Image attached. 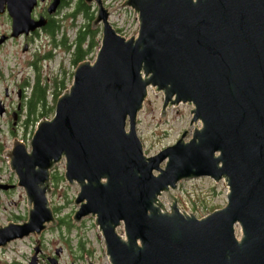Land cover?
<instances>
[{"label":"water","instance_id":"1","mask_svg":"<svg viewBox=\"0 0 264 264\" xmlns=\"http://www.w3.org/2000/svg\"><path fill=\"white\" fill-rule=\"evenodd\" d=\"M84 2L97 6L99 49L29 145L14 140L2 152L18 182L0 188H22L30 209L26 222L0 227V248L56 224L47 195L63 160L64 179L79 186L73 222L95 219L109 264H264V0H126L139 16L129 39L109 25L101 0ZM35 5L7 0L11 37L44 27L31 17ZM148 89L162 93L161 117L188 104L190 125L200 124L153 156L136 132ZM202 177L223 181L226 205L198 219L178 210L170 190Z\"/></svg>","mask_w":264,"mask_h":264},{"label":"rangeland","instance_id":"2","mask_svg":"<svg viewBox=\"0 0 264 264\" xmlns=\"http://www.w3.org/2000/svg\"><path fill=\"white\" fill-rule=\"evenodd\" d=\"M113 1L116 4L120 2V0ZM125 9L131 15L129 8ZM120 13L124 18L127 15L125 11ZM61 26L63 27V32L71 38L70 21H66L63 18ZM50 40L51 38L48 36L36 39L31 43V48L34 50L40 49L41 53L47 52L53 49ZM54 54L55 57L51 61L43 62V73L49 77L58 74V66L61 63L63 55L61 50H57ZM27 56V54L22 53L21 40L13 43V45H7L6 48L0 51V69L7 67L10 73L14 72L13 76H16L19 68L21 69L22 61ZM94 56L90 61L93 60ZM67 65L68 61H65L64 66L67 67ZM14 80H16V77H14ZM147 100L149 103H144L136 124L137 135L143 144L144 152L147 156L155 155L162 149L173 145L183 131L190 133L194 126L200 127L199 123L190 126L189 122L192 117L189 112L192 109L190 105L180 104L167 108L164 112L165 115L161 117L162 96L157 94L155 90H149ZM7 125V120L4 117L0 118L2 134L6 130ZM15 133L19 137H22L20 130L15 129ZM64 171L65 163L63 160L51 169V193L48 194L47 201L57 220L64 219L69 221L71 226L70 231L68 232L65 226L58 222L48 227L38 239L28 237L14 242L3 251V254L0 253V264H5L4 262L12 259L25 261L32 256L36 246L34 242L37 240L40 241L43 251L48 255L54 253L57 248L63 249L62 255L57 258L58 264H88L89 261L97 264H109L104 252L103 239L95 226V219L89 216L84 218L78 225L73 222V214L77 209L74 200L79 192V186L77 183H73L70 186L64 179ZM4 174L6 179L18 182L14 175L8 177V158L0 152V175ZM53 176L59 177V179L55 181ZM0 185L11 186L3 181L0 182ZM6 190L0 188V191ZM226 192L227 190L223 182L215 183L207 177L183 180L178 183L176 191L170 190V193L175 197L178 210L191 213L197 218H202L213 210L223 208L226 205ZM24 194L23 189L16 186L9 197L0 195L1 221L7 218H14L13 215L25 219L24 212L27 208L28 214L30 208L27 206V199L25 200L26 195ZM172 200L170 198V201ZM170 201L166 198L165 192L160 195V202L167 210H170V206L168 205L171 204ZM16 221H19V218ZM235 233L237 237L240 235V231L238 230ZM78 239L85 242V248L90 252L80 261L73 258L75 255L73 251L76 250Z\"/></svg>","mask_w":264,"mask_h":264},{"label":"flooded vegetation","instance_id":"3","mask_svg":"<svg viewBox=\"0 0 264 264\" xmlns=\"http://www.w3.org/2000/svg\"><path fill=\"white\" fill-rule=\"evenodd\" d=\"M72 1L73 0H37V5L32 11V18L35 20L41 18L44 21V27L30 33L27 36H20L14 39L10 37L11 20L6 12L7 0H0V3L3 4V10L0 14V40H3L0 42V51L6 48L7 45H13V43L21 40L22 53L28 55L24 61H22L21 69L19 68L16 76H13L14 72L10 73V70L7 67L0 69V110L3 111L2 118L4 117L7 120L8 129L22 128L21 126H23L24 117L29 112L27 100L34 94L33 85L35 80L39 77V75L41 79L44 76L42 71V63L44 60L40 62V59L45 54L41 53L40 49H32L31 43L36 39L46 38V36H49L50 32L55 29L57 24L60 23L62 19L60 16L61 10L65 5L69 6ZM52 4H54L55 7L49 12L48 8ZM24 47H26L25 51H23ZM14 77H16V80H14ZM13 191L14 189L0 191V195L2 194L9 197ZM24 214L26 219L27 208ZM13 217L14 218H7L3 221L0 220V225L7 226L8 223H23L27 220L23 219V217L14 215ZM18 218L19 221H16ZM57 222H59V220H57ZM17 241L19 240L10 242L8 246ZM34 244H36V247H40L37 264H51L52 261H55L54 264H58L57 258L62 255V248H57L54 253L48 255L43 251L39 240L34 242ZM3 251H5V249L0 248V253L3 254ZM73 252L75 253L73 258L77 261L83 260L86 256V252L79 248ZM30 259L31 256L25 261L12 259L7 262H3L5 264H29Z\"/></svg>","mask_w":264,"mask_h":264},{"label":"trees","instance_id":"4","mask_svg":"<svg viewBox=\"0 0 264 264\" xmlns=\"http://www.w3.org/2000/svg\"><path fill=\"white\" fill-rule=\"evenodd\" d=\"M79 17L83 19L84 25L76 32L75 39L71 44L68 43L65 35H63L59 41L56 40V36L62 28L60 24L61 22L58 23L55 29L49 34L53 46L59 48L61 47L62 50L70 53V62L75 68L81 62L85 60H91L95 53V50L99 47L100 44V32L93 26L94 12L92 11L91 7H89L84 2V0H77L76 4L74 5L73 11L66 12L65 15L62 16L61 20H63V18L66 21H70L72 19L73 23ZM72 23L70 25H72ZM50 58H52L51 51L50 53H45V55L40 59V62L42 59ZM71 77L72 74H70L69 77H66L65 71L62 70L61 76L54 75L49 78L41 79L39 75V77L36 78L33 85L34 94L31 95L27 100L29 112L24 117L22 126L23 133L21 135H31L37 122L51 118L56 100L69 85ZM11 133L13 136L14 134H17L15 133L14 129H11ZM53 178L55 181L59 179V177L55 176H53ZM59 224H63L66 230L68 232L70 231L71 226L68 220L59 219ZM77 248L85 251L86 256L90 253L89 250L85 248V242L81 241L80 239H78L76 243V249Z\"/></svg>","mask_w":264,"mask_h":264},{"label":"built area","instance_id":"5","mask_svg":"<svg viewBox=\"0 0 264 264\" xmlns=\"http://www.w3.org/2000/svg\"><path fill=\"white\" fill-rule=\"evenodd\" d=\"M114 22L116 26L122 29V34L124 35H132L134 31L137 29V17L134 13L131 12L130 22L128 24H124L123 19L120 17H115Z\"/></svg>","mask_w":264,"mask_h":264}]
</instances>
